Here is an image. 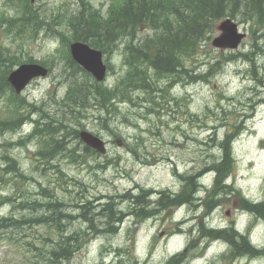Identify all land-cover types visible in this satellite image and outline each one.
<instances>
[{"label": "rangeland", "instance_id": "374dc122", "mask_svg": "<svg viewBox=\"0 0 264 264\" xmlns=\"http://www.w3.org/2000/svg\"><path fill=\"white\" fill-rule=\"evenodd\" d=\"M102 1L84 0L82 5L80 0H0V54L50 58L46 62L50 70L47 76L33 80L17 96L2 79L18 64L0 68V125L18 115L33 117L34 121L33 125H25L24 131L0 130V264H67L61 248L73 253L69 264H102L101 256L110 243L128 253L123 251L117 260L112 253L108 264H159L166 256L164 243L160 241L149 253L144 228H140L135 247L123 239V231L110 243L109 237L91 240V224L85 218L101 229L107 225V217L100 211L101 206L91 207L87 202L95 205L103 196L116 197V209L127 212L132 206L120 195L129 190H181L182 177L177 174L211 170L210 160L219 155L215 141L226 133L236 137V169L228 183L235 185L231 184L235 191L241 188L252 201L248 214H244L236 210L239 205L234 195L221 197L218 209L206 221L221 227L236 220L242 252L250 251L242 247L245 239H253V245L263 243L264 102L253 109L252 105L261 95L264 98V26L257 32V21L239 18V27L247 37L237 51L212 47L210 42L217 34L210 33V39L200 40L197 53L182 55V72L158 73L150 62L144 61L132 83H117L133 73L120 62L123 44L119 51H105L110 71L103 82L78 63H70L73 59L69 53L73 19L81 10L94 13ZM26 5L28 22L34 19V12L41 17L62 15L57 39L44 29L29 40L33 38L27 34L29 25L24 24L22 17ZM102 9L100 13L104 15L105 5ZM51 18L46 21L51 22ZM147 33L152 31L141 30L140 39ZM37 73L33 78L39 76ZM203 75L206 77H200ZM71 83L79 101L74 110L63 99ZM133 84L149 85L132 90ZM102 94L113 98L104 105ZM247 114L252 117L246 121ZM37 128L57 129L53 137H41L35 134ZM241 128L246 129L239 137ZM85 129L109 141L106 154L86 148L77 136V130ZM28 130L32 133L25 132ZM61 136L68 142L66 145H62ZM118 138L123 140L122 145L117 143ZM53 147L60 149L52 159L41 155ZM205 173L198 183L210 186L214 175ZM206 195L204 189L197 193L199 198ZM157 198L150 196L149 203ZM84 204L85 209L79 208ZM203 212L202 206L199 210L183 206L176 218H200ZM80 214L85 218H79ZM204 217L201 218L205 220ZM199 221L194 219L186 225V229L195 228L192 233L186 230L171 238L168 249L181 248L191 237L201 236ZM76 233L73 243L75 238L69 236ZM224 251L228 252V248L222 240L203 238L191 252L189 264H226L220 258ZM147 254L152 260L143 263ZM215 259L219 262L214 263ZM234 264H245V260H235ZM250 264H264V259Z\"/></svg>", "mask_w": 264, "mask_h": 264}, {"label": "trees", "instance_id": "16d2710c", "mask_svg": "<svg viewBox=\"0 0 264 264\" xmlns=\"http://www.w3.org/2000/svg\"><path fill=\"white\" fill-rule=\"evenodd\" d=\"M84 4V1H82V5ZM99 15L81 10L77 14V26L73 30L72 39L86 42L94 48L111 51L117 48V43L126 35L125 29L133 22H143L144 25H152L156 30L154 36H147L136 48L129 47V44H126L128 71L133 72L128 77V81L132 83L135 78H138L144 61L150 62V66L159 73L182 72V54L189 49L194 51L200 39L206 33L212 31L214 23L225 16L235 19L238 17L255 19L261 26H264V0H129L120 9L115 8L109 18L104 21L99 19ZM25 25L37 29L38 27H43L44 23L41 16L34 12V19L25 23ZM16 59V56L9 57L5 54H0V66L20 62H16ZM71 63H74V61L72 60ZM2 81L3 84H8L6 76L3 77ZM73 85L70 87L68 96H70L69 100L76 102V91L72 89ZM148 85L133 84L132 86L143 87ZM127 86L129 87V85ZM77 95L79 99V91H77ZM102 95L104 97V105L113 98L111 94ZM78 103L79 101L77 100ZM24 119L25 115L7 118L4 120L6 124L2 123L0 125V130H15L19 127L16 124L21 123ZM57 128L52 131L37 128L36 133L41 137L45 135L53 137L55 134L54 130ZM58 149L60 148L53 147L51 151L41 152V155L45 154V157L52 159ZM227 162L228 157H226ZM215 166L218 173L217 182H222L227 173L226 165L219 166L214 164ZM12 170H14L13 166L10 167V171ZM191 179L194 181L195 176L191 177ZM106 209L104 207L101 212ZM37 221L47 222V220ZM69 237L75 238L72 241L75 243L77 233L71 234ZM61 249L62 254L66 256L70 254L72 256L68 249Z\"/></svg>", "mask_w": 264, "mask_h": 264}, {"label": "water", "instance_id": "95a60500", "mask_svg": "<svg viewBox=\"0 0 264 264\" xmlns=\"http://www.w3.org/2000/svg\"><path fill=\"white\" fill-rule=\"evenodd\" d=\"M218 28L223 31L220 38L216 39L215 43L223 45L224 40L228 37H234L235 42L231 43L229 47H237L244 35L239 34L237 24L232 23L231 20H225ZM73 56L79 63L84 65L87 70L93 72L97 80L101 81L105 77L106 65L103 63L101 52L92 51L87 45L80 42H75L72 45ZM47 75L48 69H44L37 63H23L19 68L12 71L9 76V80L14 83L15 88L20 92L26 84L33 78V74ZM82 139L87 142L88 145L94 147L100 151H105L103 141L98 137L92 135L87 131L81 132Z\"/></svg>", "mask_w": 264, "mask_h": 264}, {"label": "flooded vegetation", "instance_id": "af4514ba", "mask_svg": "<svg viewBox=\"0 0 264 264\" xmlns=\"http://www.w3.org/2000/svg\"><path fill=\"white\" fill-rule=\"evenodd\" d=\"M148 218L153 219V224H156V222L159 221V226L163 227L165 231L170 228V219L166 220V222L162 223V219H161L160 214H152V215H149Z\"/></svg>", "mask_w": 264, "mask_h": 264}, {"label": "bare ground", "instance_id": "6f19581e", "mask_svg": "<svg viewBox=\"0 0 264 264\" xmlns=\"http://www.w3.org/2000/svg\"><path fill=\"white\" fill-rule=\"evenodd\" d=\"M242 247L247 248V250H251V241L249 239H245L242 243Z\"/></svg>", "mask_w": 264, "mask_h": 264}]
</instances>
